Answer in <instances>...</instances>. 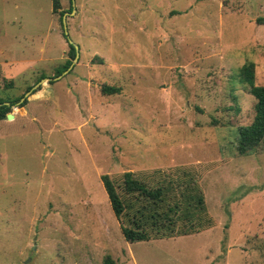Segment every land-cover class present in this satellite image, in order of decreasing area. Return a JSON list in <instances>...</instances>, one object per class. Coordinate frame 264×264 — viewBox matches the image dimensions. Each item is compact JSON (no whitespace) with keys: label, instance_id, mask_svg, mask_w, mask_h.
<instances>
[{"label":"rangeland","instance_id":"374dc122","mask_svg":"<svg viewBox=\"0 0 264 264\" xmlns=\"http://www.w3.org/2000/svg\"><path fill=\"white\" fill-rule=\"evenodd\" d=\"M262 16L264 0H0V98L79 54L0 119V264H264V141L234 147L254 114L240 67L264 85ZM126 171L194 181L212 224L125 241L100 177L126 197Z\"/></svg>","mask_w":264,"mask_h":264},{"label":"trees","instance_id":"16d2710c","mask_svg":"<svg viewBox=\"0 0 264 264\" xmlns=\"http://www.w3.org/2000/svg\"><path fill=\"white\" fill-rule=\"evenodd\" d=\"M70 2L72 4V0ZM59 8L60 0H52V12H57ZM256 22L264 24V16L256 18ZM68 46L69 58L56 68V76L68 69L76 55L74 44L68 42ZM239 71L241 81L248 86V92L255 99L253 118L249 124L237 127L234 143L236 154L246 155L254 152L264 141V85L255 83L253 62L244 63ZM42 78H45V75H40L37 82ZM49 83H53V80ZM32 86H28L26 91L31 90ZM36 90V88L33 89L31 93ZM100 91L111 95L119 93L120 87L102 84ZM23 96L24 94L12 99L0 98V119L6 118L13 107H22L27 102V98L20 101ZM100 178L112 212L127 242L146 241L151 237H170L173 234L195 233L212 224L206 211L202 190L194 181H183V184L172 180L171 183L163 184L158 180L151 185L145 181L147 179L139 178L132 172L126 171L123 173L121 188L127 196L123 197L117 190L115 181L108 174H103ZM179 222H185L188 228H182L179 231L176 227ZM101 264H116V262L111 255L107 254L103 257Z\"/></svg>","mask_w":264,"mask_h":264},{"label":"water","instance_id":"95a60500","mask_svg":"<svg viewBox=\"0 0 264 264\" xmlns=\"http://www.w3.org/2000/svg\"><path fill=\"white\" fill-rule=\"evenodd\" d=\"M72 2H73V0H72ZM62 25H63L64 33L67 34L66 15H63V16H62ZM70 43H72V42H70ZM74 46H75V49H76V55H75V57H74V59H73V62L77 60L78 55H79V54H78V46H77L76 44H74ZM73 62H72L71 65L68 67V69H66L65 71H63L61 74H59V75H57V76H53V77H45V78L40 79L36 84H34V85L32 86V89H31V90H28V91L25 92L24 96L20 99V101H23L25 98H27V96H28L29 94H31L32 90L35 89V88H37V86L40 85V83H42L44 80H46V81H51V80H57V79H59L62 75H64L65 73L68 72V70L72 67ZM6 103H8V102H6ZM7 118H11L10 113L7 114ZM23 264H26V263H23Z\"/></svg>","mask_w":264,"mask_h":264}]
</instances>
